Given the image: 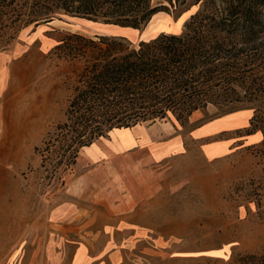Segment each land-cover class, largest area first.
<instances>
[{"label": "rangeland", "instance_id": "rangeland-1", "mask_svg": "<svg viewBox=\"0 0 264 264\" xmlns=\"http://www.w3.org/2000/svg\"><path fill=\"white\" fill-rule=\"evenodd\" d=\"M240 1L150 0L162 10L144 28L63 10L36 24L24 0L0 2V264H233L264 253V134L250 133L253 116L264 112V61L248 64L247 93L231 86L180 120L169 113L134 126L157 136L131 150L110 148L118 133L109 131L100 137L103 154L81 148L60 174L36 149L66 119L74 90V67L54 52L62 38L110 35L137 44L182 33L202 6L218 11ZM253 13L264 47V5ZM168 143L165 158L154 159ZM113 173L137 186L139 209H114ZM81 174L88 180L79 184ZM71 182L78 192L70 193ZM96 190L107 195L102 203L93 202Z\"/></svg>", "mask_w": 264, "mask_h": 264}, {"label": "trees", "instance_id": "trees-1", "mask_svg": "<svg viewBox=\"0 0 264 264\" xmlns=\"http://www.w3.org/2000/svg\"><path fill=\"white\" fill-rule=\"evenodd\" d=\"M256 3L264 5V0L249 5L241 0L232 9L218 11L202 6L182 33L162 32L137 44L110 35L70 33L62 38L54 52L74 67L75 85L66 119L36 147L42 165L50 161L62 174L76 163L81 148L114 128L163 119L169 113L180 120L216 102L218 91L246 88L248 64L264 61V47L256 42L262 28L253 13ZM20 7L27 21L36 24L53 20V14L63 10L133 28H144L162 10L150 0H24ZM258 129L264 134L261 110L251 120L250 133ZM233 264H264V253L244 255Z\"/></svg>", "mask_w": 264, "mask_h": 264}, {"label": "crops", "instance_id": "crops-1", "mask_svg": "<svg viewBox=\"0 0 264 264\" xmlns=\"http://www.w3.org/2000/svg\"><path fill=\"white\" fill-rule=\"evenodd\" d=\"M149 129L150 128L145 129V131H142L141 129L139 131H136L134 126H132V128L131 127L114 128L111 131H114L115 133H118V134H116L114 136L116 140H114V142L112 141L110 148L114 147L115 150L119 149L120 151H122V150H126V149L131 150L135 147H138L140 142H142V141L144 142L148 139H151L152 137L154 139L155 136H157V135L152 136L151 134H149L148 133ZM120 135L124 136V138L122 139L120 137ZM102 139L103 138L96 139L91 145L85 146L83 148H85L87 151L91 149L93 151L94 155H95V153L98 154L99 152H101L103 154L105 151H103V149H102V145H104V143L101 142ZM170 146L171 145L168 143V145L161 148L162 149L161 151L152 150V151H154V153L152 152L153 158L156 160L165 158V156L168 154L167 152H165V150H167V148L169 150H171ZM116 152H119V151H116ZM89 158L92 159L94 157L89 156ZM90 171L94 172V169H91ZM81 175H82L81 178L77 179L76 182H78V183L80 182L82 184L84 181L86 182L88 180V178H87L88 174H81ZM85 175H86L87 180L82 179L83 177H85ZM112 177H113V180L111 182H109L110 180H108L107 186L109 188V186L111 185V188L114 190V191H112V194H113V192H115L114 193L115 196L113 195L114 198L111 201V203H113L114 209H139L140 208V202H141L140 197H139L140 194L138 193L139 189H137V186L135 187L133 181H131L130 179H124V178H122V176H120L117 173H115V174L113 173ZM97 184L98 185H96V184L95 185L99 189L101 187V184L98 182H97ZM73 187H75V189H73ZM81 187L82 186H80V185L74 186L73 183L71 182L69 184V191H70V193L78 192V188H81ZM89 187L92 189V184H89L88 187L86 186L85 196L83 197L84 200H90L89 196H88V192H87L88 191L87 189ZM95 192H96V194H95L96 198L93 199V202H98V204L102 203L101 198L106 197L107 195L104 193H100L99 190H96ZM118 194H121L122 197L117 198L116 195H118ZM109 197L111 198V196H109ZM76 201H78V199H76ZM97 206H99V205H97ZM94 207H96V206L91 203L90 209H93ZM84 209H87V208H84ZM96 209H97V207H96Z\"/></svg>", "mask_w": 264, "mask_h": 264}]
</instances>
